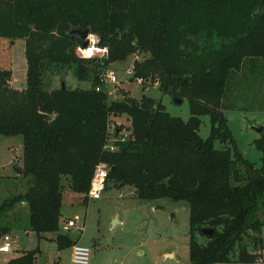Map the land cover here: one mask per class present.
<instances>
[{"label": "trees", "instance_id": "obj_1", "mask_svg": "<svg viewBox=\"0 0 264 264\" xmlns=\"http://www.w3.org/2000/svg\"><path fill=\"white\" fill-rule=\"evenodd\" d=\"M71 25L90 26L109 57L80 56L83 40L68 32ZM0 37L25 39L27 85H12V68L0 65V134L23 135L22 172L30 176L26 191L0 202V214L25 202L39 236L58 231L65 189L87 200L104 162L107 181L133 185L141 199L189 202L190 264L261 257L264 134L256 139L257 165L228 144L234 138L225 109L236 107L239 91L264 83V0H0ZM136 51L145 52L135 67L142 89L156 82L162 93L188 97V119L145 92L110 100L96 88L107 65ZM52 64H75L76 76L91 85L47 88ZM122 114L129 123H117L111 149L110 124ZM203 114L211 120L206 137L199 132ZM52 238L59 248L76 242L61 231ZM39 251L26 249L7 264H35Z\"/></svg>", "mask_w": 264, "mask_h": 264}, {"label": "rangeland", "instance_id": "obj_2", "mask_svg": "<svg viewBox=\"0 0 264 264\" xmlns=\"http://www.w3.org/2000/svg\"><path fill=\"white\" fill-rule=\"evenodd\" d=\"M132 54L125 60L109 64L116 69L122 81L117 91L108 95L109 99L122 97L123 91L136 98L145 92L161 98L172 114L188 119L191 115L188 97L178 102L170 93H162L156 82L146 83V89L143 90V83L133 80L132 77L124 78L125 67L131 62ZM0 65L12 68V85L19 88L27 85L24 38L11 40L0 37ZM74 66L75 64H52L44 72L45 86L52 89L64 82L73 88L89 87L90 80L79 79L74 72ZM254 88L242 94L239 91L236 107L225 109V113L234 138V142L228 144L233 150L237 147L244 156L260 165L262 152L256 139L264 134V83H259ZM201 118L199 132L206 137L211 130L210 116L203 114ZM119 122L129 123L125 114L116 116L110 124V135ZM256 126L263 128L258 130ZM215 145L223 147L224 142L216 138ZM15 164L23 168V135L0 134V202L26 191L30 185V176L22 171L17 172ZM121 189L124 193H121ZM61 209L63 216L58 231L68 233L77 241L91 246L87 264H190V208L187 200H173L168 197L141 199L133 185H120L108 180L100 198L88 197L83 200L79 194L67 187ZM261 209L260 216L264 219V202L261 203ZM29 216L30 210L25 202H19L0 214V227H9L7 231L0 232V245L5 233L11 236V250L0 251V264H7L11 257L37 246L40 251L35 264H82L72 260L71 246L58 247L56 240L52 238L58 231H48L47 236H39L30 227ZM249 232L253 233L252 230ZM260 234L263 238L262 246L259 245L262 255L258 260H233L212 264H264V224ZM198 238L200 241L207 240L204 234H199ZM247 242L249 249H253L252 240L248 238Z\"/></svg>", "mask_w": 264, "mask_h": 264}, {"label": "built area", "instance_id": "obj_3", "mask_svg": "<svg viewBox=\"0 0 264 264\" xmlns=\"http://www.w3.org/2000/svg\"><path fill=\"white\" fill-rule=\"evenodd\" d=\"M95 37L96 43L93 46L92 40L89 39V37ZM85 40L87 41L86 44L82 43L77 46L76 51L80 56L86 57L83 55V50L88 49L89 47H94V53L91 57H98V58H108L109 57V46L102 45L100 43L101 39L97 32L90 31L86 34ZM106 49V51H104ZM99 50V51H96ZM143 54L140 52H133L131 55L132 60L131 62L125 67V77L134 78L133 80H137L139 83H144V77L141 75L136 74V62L143 59ZM87 57V58H91ZM100 80L101 83L96 86L98 90L103 89L108 95L116 92L119 84L122 82L119 78V75L114 67H110L107 65L103 72L100 74ZM125 80H132V79H125ZM157 84V83H156ZM117 97V96H116ZM115 97V98H116ZM115 128V126H114ZM116 137L112 134L109 137V141L107 143V147H110L111 149L116 148V145L114 143V139ZM124 139V136L122 137ZM109 175V168L104 162H100L97 164L92 179L91 184L88 190V197L92 198H100L102 196L103 191L107 187V177ZM121 193L123 192V189H121ZM11 236L8 233H5L3 236V242L0 245V251H10L11 250V242H10ZM72 248V260L77 263L87 264L89 263L90 259V251L91 246L85 243L81 242H75L71 245ZM6 249V250H5Z\"/></svg>", "mask_w": 264, "mask_h": 264}, {"label": "water", "instance_id": "obj_4", "mask_svg": "<svg viewBox=\"0 0 264 264\" xmlns=\"http://www.w3.org/2000/svg\"><path fill=\"white\" fill-rule=\"evenodd\" d=\"M91 31L90 26L87 27H82L81 25H71V27L69 28L68 32L70 34H75L78 37H80L83 40V43L86 44L87 41L85 40V36L88 32ZM65 85V83L63 82V86ZM175 100L178 102H181L183 100V98L181 97H175ZM38 102H39V109L40 111H46V107L44 105V103L42 102V100L40 99V97L38 96ZM258 130H261L263 127L262 126H256ZM15 169L17 170V172H21L22 171V167L19 164H15L14 165ZM121 185H123L121 183ZM202 231H204L206 234L208 235H213L214 233V228L213 227H203Z\"/></svg>", "mask_w": 264, "mask_h": 264}, {"label": "clouds", "instance_id": "obj_5", "mask_svg": "<svg viewBox=\"0 0 264 264\" xmlns=\"http://www.w3.org/2000/svg\"><path fill=\"white\" fill-rule=\"evenodd\" d=\"M89 39L92 40V43H93V46H94L95 43L97 42L96 38L90 36ZM96 51H99V50H96ZM104 51H106V49ZM93 53H94V47H89L88 49L83 50V55L86 56V57H91L93 55Z\"/></svg>", "mask_w": 264, "mask_h": 264}, {"label": "crops", "instance_id": "obj_6", "mask_svg": "<svg viewBox=\"0 0 264 264\" xmlns=\"http://www.w3.org/2000/svg\"><path fill=\"white\" fill-rule=\"evenodd\" d=\"M76 242H79V241L76 240ZM5 252H8V251H5ZM171 254L174 256V253H171Z\"/></svg>", "mask_w": 264, "mask_h": 264}]
</instances>
